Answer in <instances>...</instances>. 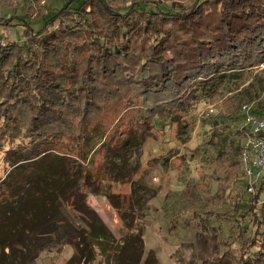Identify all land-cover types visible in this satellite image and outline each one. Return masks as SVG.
<instances>
[{
	"label": "rangeland",
	"instance_id": "1",
	"mask_svg": "<svg viewBox=\"0 0 264 264\" xmlns=\"http://www.w3.org/2000/svg\"><path fill=\"white\" fill-rule=\"evenodd\" d=\"M104 1L116 12L124 13L126 8L133 6L136 11L125 15V18H109L94 0H78L40 35H33L18 18L31 19V27L36 30L46 21L41 16L53 15L51 11L64 7L66 0H0V37L7 42L0 55V92L4 90L2 84L12 65L11 52L17 49L14 46H18L21 59L26 56L36 58L41 63V70L47 74L48 85L53 86L45 93L47 104L55 110L51 112L71 111L66 117L70 119L69 124H76L79 114L86 110L80 79L86 57L95 53L92 39L99 38L104 44L107 56H111L108 60L120 65L130 61V66L125 67L126 75L121 73L107 79L108 88L118 81L121 84L104 104L101 99L97 100L101 93L106 94L102 82H98L100 89L97 90L100 92H95L93 102H98L102 109L92 111L90 108L87 111L88 118L97 117L94 111L101 114L100 123L95 127L107 129L109 136L105 145L100 136L94 138L100 147L96 154L92 151V141L83 147L87 159L91 160L85 168L93 181L106 185L98 190L90 185L84 186L80 197L98 214L114 235L116 243H123V235L127 232L125 223L136 225L135 230L140 232L141 239L131 240L130 249L135 254L138 250L141 253L137 264H203L202 261L211 253L212 236L216 235L222 244L234 240L235 248L240 242L250 239L256 230V225L250 221L252 219L239 225L241 221L236 219L234 207L239 203L246 210L252 196L249 190L251 180L244 176L240 160L241 116L244 105L264 113V62L251 69L231 71L214 94L198 93L185 111L178 114V125L171 124L165 114L160 116L161 121L147 128V125H142L141 116L146 117L145 104L152 103L153 98L147 96V92L138 94L143 90L141 77L147 79V69L141 75L138 72L140 64L136 61L152 40L147 30L150 14L155 5L167 10H180L196 0ZM9 18L14 19L6 23ZM84 19L94 27L95 32L91 33L94 37L86 31ZM16 71V84L21 86L22 92L13 93L9 101L10 107L15 104L12 108V114L17 118L15 123L7 121L4 125L0 119V181L9 169L15 167L19 154L28 153L35 139L30 133L31 115L38 102L33 83L34 70L24 65ZM55 86H59L57 91ZM116 117L120 120L115 121ZM46 119L50 124L42 140L47 145L45 147L60 150L58 144L71 155H76L75 145L63 141L67 132L64 130L61 137L55 132V115L49 112ZM126 136L131 138V142L128 147H123L125 162L119 165L113 162L118 159L114 155L119 154V142ZM109 151L115 153L109 154ZM106 154H109L108 158ZM111 155L115 159H109ZM106 163L110 168L106 169ZM20 191L16 195L18 199L22 197ZM110 193L118 195L119 199L111 197ZM261 200H264V194ZM130 203L132 210L124 214L122 220V211L115 206L122 204L125 208ZM69 208L62 203L56 219L62 218L79 229L84 227L80 213ZM16 211L17 207L3 204L0 219L15 217ZM209 213L213 216L206 218ZM13 224H16L12 227L14 232L7 229L12 239L23 223L14 221ZM237 225L239 236L233 238L230 229L232 226L237 229ZM39 228L46 233L36 234ZM52 228V225L45 224L36 227L37 231L24 238L28 249L16 246L11 255L0 250V264H76L73 261L75 248L69 243V237L64 236L65 226L57 234L54 230L49 232ZM222 248L221 251L224 250ZM93 255L91 264H128L132 258L128 253L130 258L117 263L115 256L107 257L97 247H94ZM224 264H234V260H226Z\"/></svg>",
	"mask_w": 264,
	"mask_h": 264
},
{
	"label": "trees",
	"instance_id": "2",
	"mask_svg": "<svg viewBox=\"0 0 264 264\" xmlns=\"http://www.w3.org/2000/svg\"><path fill=\"white\" fill-rule=\"evenodd\" d=\"M76 1L78 0H66L61 9L53 8L54 10L51 11L53 15L41 16L46 21L36 30L31 27V19H26V17L18 19L30 33L40 35L58 17L66 13ZM94 1L109 18H125V15L136 11L133 6L126 8L124 13L116 12L104 0ZM150 15L147 30L152 40L136 61V64H140L138 72L141 75L145 68L147 69V79L139 78L143 90L138 94L147 92V96L153 98L152 103H147L146 100L147 104L143 109L147 115L146 117L141 116L143 117L142 125H147V128L154 126L156 121H161L160 116L165 114L169 117L171 124L178 125V114L185 111L198 93L207 96L214 94L228 74L251 69L264 62V0H196L191 6L180 10H167L155 5ZM12 19L14 18L7 19L6 23ZM83 25L89 32V36L94 37L95 35L91 34L95 32L92 24L84 19ZM92 43L96 47L95 53L86 57L80 79V90L83 92L81 95L84 96L86 110L79 114L76 124H69L70 119L66 117V114H71V111L51 112L55 110L47 104L45 93L47 90L51 91L52 85L49 87L50 82L47 81V74L41 70V63L32 56L21 59L18 46H14L17 49L11 52L12 65L2 84L4 90L0 92V119H3L4 125L7 121L15 123L17 119L12 114L15 104H11L10 107L9 101L13 93L22 92L21 86L16 84L18 82L16 69L20 66L27 65L34 70L33 83L38 102L30 119V133L32 138L35 137L32 143L30 142L32 144L30 150L28 153L25 152L27 154L22 152L19 154L20 156L15 160V167L9 169L5 178L0 181V207L3 204L17 207L15 217L6 218L4 216L0 219V250L2 253L11 255L13 248L19 245L28 249L29 246L24 238L33 231H37L36 227L45 224L52 225L53 228L49 232L54 230L56 234L65 226L64 236L69 237V243L75 248L73 261L76 264H91L94 247L99 248L107 257L115 256L117 263L130 258L127 256L128 253L132 254L131 262L128 264L140 263V251L136 252L137 256L130 249L131 240L141 239L140 232L135 230L136 225L125 223L124 227L127 232L123 235V243H116L114 235L101 221L98 214L80 197L83 195L84 186L90 185L91 188L98 190L105 184L93 181L89 177L85 166L91 160L87 159L88 155L83 149L88 142L92 141V151L96 154L100 147H97L99 142L94 138L100 136L105 145L109 136L107 129L95 127L101 119V114L96 111L102 109L98 102H93L95 92H100L98 82H102V88L106 94L101 95V93L99 97H96L104 104L110 100L111 92L121 84L118 81L117 84L108 88L107 79L121 75V73L126 75V68L130 66V61L129 63L125 61L120 65L118 62L108 60L107 58L111 56H107L105 46L101 44L99 38L92 39ZM5 48H0V55ZM58 88L59 86H55L56 91ZM90 108L92 111L96 110L94 114H97V117L88 118L87 111ZM49 112L56 117L55 132L61 137L66 131V135L64 134L66 138L63 141L72 142L79 153L71 155L58 144L57 147L60 150L53 151L42 143L50 124V120L46 119V114ZM257 113L261 114V112ZM117 119L116 117L115 121ZM183 127L186 129V126ZM130 139L126 136L120 140L117 148L120 152L114 155L118 159L113 162L116 161L119 165L125 162L122 158L123 149L129 146ZM109 146L112 147L111 144ZM112 153L115 152L109 151V154ZM109 154H106L107 158ZM112 158L115 159L111 155L109 159ZM106 165V169L110 168L108 163ZM105 174L114 182L109 173L105 171ZM19 191L21 199L16 197ZM251 194L249 207L244 210L239 203H236L234 211L237 212L236 219L241 221L240 226L252 219L250 221L256 225L252 237L246 241L242 240L243 242L234 248V240L222 244L216 235L212 236L211 253L202 261L203 264H224L230 259L234 260V264H264V200H261V195L264 194V178L254 183ZM111 195L119 199L118 195ZM13 198H15L14 203H11ZM58 200L69 205V209L80 213L79 218L84 223V227L79 229L62 218L56 219L62 204H59ZM115 207L121 209L122 220L125 218L124 214L132 210L131 203L125 208H122V204ZM211 216L213 214L209 213L206 218ZM14 221L23 224L17 226L15 238L12 239L7 229L14 232L12 229L16 225L13 224ZM236 227L237 229H233V226L230 229L233 238L239 236V226ZM40 230L39 228L36 234L46 233ZM218 243L220 246L217 245ZM221 246L224 247L223 251H221ZM251 249L254 250L247 254Z\"/></svg>",
	"mask_w": 264,
	"mask_h": 264
},
{
	"label": "built area",
	"instance_id": "3",
	"mask_svg": "<svg viewBox=\"0 0 264 264\" xmlns=\"http://www.w3.org/2000/svg\"><path fill=\"white\" fill-rule=\"evenodd\" d=\"M6 45L5 38L0 37V48H5ZM241 118L240 160L244 176L251 180L249 190L252 191L254 183L264 178V113H256L251 107L244 105Z\"/></svg>",
	"mask_w": 264,
	"mask_h": 264
}]
</instances>
